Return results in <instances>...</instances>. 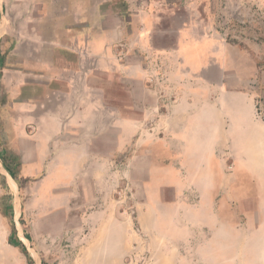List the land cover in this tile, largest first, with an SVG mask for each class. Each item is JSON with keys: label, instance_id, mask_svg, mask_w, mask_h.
Wrapping results in <instances>:
<instances>
[{"label": "crops", "instance_id": "crops-1", "mask_svg": "<svg viewBox=\"0 0 264 264\" xmlns=\"http://www.w3.org/2000/svg\"><path fill=\"white\" fill-rule=\"evenodd\" d=\"M174 4L0 5L4 152L21 181L42 187L26 214L68 233L61 240L76 263L137 264L145 250L146 264H168L176 250L179 264H237L241 250L244 264H264L263 253L251 255L264 251V223L253 230L251 213L237 209L252 172L264 170L249 90L257 65L223 55L214 35L187 23L174 47L156 45L160 11Z\"/></svg>", "mask_w": 264, "mask_h": 264}, {"label": "rangeland", "instance_id": "rangeland-1", "mask_svg": "<svg viewBox=\"0 0 264 264\" xmlns=\"http://www.w3.org/2000/svg\"><path fill=\"white\" fill-rule=\"evenodd\" d=\"M171 1L175 3L172 10L160 11L161 17L157 20L155 33L163 37H157L155 44L174 47L176 35L183 28V24L187 23L195 32L214 35L219 40L223 55L232 59L238 56L254 61L257 73L249 90L256 103L257 119L264 128V0ZM2 2L0 0V5ZM2 45L0 42V65L3 62ZM2 80L0 74V117L3 114ZM2 126L0 119V264H80L73 260L74 251L69 242L61 240V237L66 239L68 233L54 232L50 217L38 219L40 223H37L34 214H26L36 213V194L41 193L42 187L37 186L33 178L20 180L15 166V155L4 152ZM252 156L253 160L256 159L255 154ZM252 173V184L248 187L250 196L244 204H237V209L251 213V226L254 230L264 223V170ZM129 197V194H124L125 210L129 206ZM41 205L43 203L40 202V207ZM44 205L50 206V202ZM177 208L180 213L181 207ZM48 212L50 213V208ZM181 214L177 215L175 212L172 216L176 225L173 228L176 230L184 220ZM245 222L243 213H237L236 226L241 227ZM236 240H239L238 235ZM253 240H259V237L253 235ZM200 252L205 261L214 260V251L204 249ZM259 252L264 254V251L252 250V257ZM177 253L176 250L171 251L172 258L168 264H179L180 256ZM140 254L143 258L146 251L141 250ZM174 255H178V259L175 260ZM142 258L137 264H146ZM236 258L237 264H244L243 251L237 250Z\"/></svg>", "mask_w": 264, "mask_h": 264}, {"label": "bare ground", "instance_id": "bare-ground-1", "mask_svg": "<svg viewBox=\"0 0 264 264\" xmlns=\"http://www.w3.org/2000/svg\"><path fill=\"white\" fill-rule=\"evenodd\" d=\"M262 136H263V138H262V139H263V141H264V133L262 134ZM263 141H262V142H263Z\"/></svg>", "mask_w": 264, "mask_h": 264}]
</instances>
